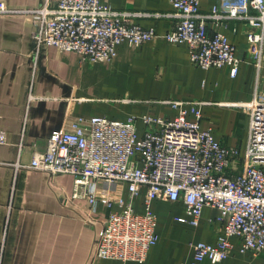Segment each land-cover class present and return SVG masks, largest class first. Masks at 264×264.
Instances as JSON below:
<instances>
[{
    "label": "crops",
    "instance_id": "crops-1",
    "mask_svg": "<svg viewBox=\"0 0 264 264\" xmlns=\"http://www.w3.org/2000/svg\"><path fill=\"white\" fill-rule=\"evenodd\" d=\"M4 1L34 6L41 0ZM101 1L138 12L133 21L153 27L157 35L137 46L122 41L110 59L89 62L76 51L54 45L37 49L29 14L0 13V129L7 134V141L0 144V264H192V243L213 242L221 230L216 208L204 206L198 224L192 225L176 220L185 216L181 199L159 197L152 201L157 240L145 260L101 258L94 254L93 242L110 209L105 202L99 199L90 211L84 197L72 196L71 174L16 166V161L25 164L35 150H43L50 132L66 127L77 115L172 117L176 109L166 102L172 99L199 102L200 126L210 127L215 139L237 146L242 154L248 134L247 105L256 79L246 49V22L207 21L210 32L220 30L235 45L239 61L231 76L225 66L193 64L184 43L162 36L173 19L166 14L172 9L169 0ZM217 1L200 0V11H209ZM116 73L126 80L137 76L145 95L114 94L109 77ZM144 191L141 186L134 196L137 211L142 210ZM104 192L98 189L99 194ZM231 242L223 260L205 258L200 264H264V252L239 251L237 236H231Z\"/></svg>",
    "mask_w": 264,
    "mask_h": 264
},
{
    "label": "built area",
    "instance_id": "built-area-1",
    "mask_svg": "<svg viewBox=\"0 0 264 264\" xmlns=\"http://www.w3.org/2000/svg\"><path fill=\"white\" fill-rule=\"evenodd\" d=\"M199 1L169 0L172 9L166 14L173 19L162 36L184 43L193 64L225 66L234 76L239 61L235 45L220 30L210 32L207 21L246 22V49L256 79L247 105L248 134L242 154L237 146L215 139L210 127L200 126L199 102L172 99L166 101L176 109L172 117L77 115L66 127L52 130L44 150H35L27 163L15 162L71 174L72 196L84 197L90 211L99 199L105 202L110 209L93 242L98 257L145 260L157 240L152 201L159 197L181 199L185 216L176 220L192 225L198 224L204 206L218 211L221 230L213 242L192 243V264L205 258L223 260L232 248L231 236L238 237L241 252H264V0H218L207 12L200 11ZM0 13L29 14L37 49L54 45L76 51L89 62L110 59L122 41L137 46L157 35L153 27L133 21L138 12L116 9L101 0H41L34 6L0 0ZM6 141V131L0 129V144ZM141 186L145 187L142 210L137 211L134 196ZM99 188L105 192L99 194Z\"/></svg>",
    "mask_w": 264,
    "mask_h": 264
},
{
    "label": "rangeland",
    "instance_id": "rangeland-1",
    "mask_svg": "<svg viewBox=\"0 0 264 264\" xmlns=\"http://www.w3.org/2000/svg\"><path fill=\"white\" fill-rule=\"evenodd\" d=\"M137 79V76H130L129 79L126 80L123 74L119 73L112 74L109 77V81H111L112 86L115 87L114 94L120 96L124 94L125 91H128L131 96L143 97L145 95L144 86L137 81Z\"/></svg>",
    "mask_w": 264,
    "mask_h": 264
}]
</instances>
